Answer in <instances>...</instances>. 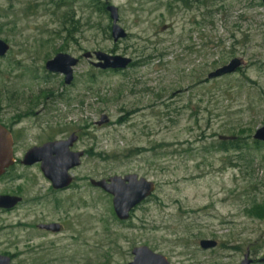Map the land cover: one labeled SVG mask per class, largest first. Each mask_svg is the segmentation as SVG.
<instances>
[{
	"label": "rangeland",
	"instance_id": "rangeland-1",
	"mask_svg": "<svg viewBox=\"0 0 264 264\" xmlns=\"http://www.w3.org/2000/svg\"><path fill=\"white\" fill-rule=\"evenodd\" d=\"M93 1L0 0V40L9 46L0 58V125L19 159L74 134V150L85 154L69 173L75 180L136 175L155 191L119 222L110 197L78 187L60 198L61 211L33 214L59 218L61 235L19 228L20 243H0V252L17 264H129L146 246L169 264H240L247 251L263 264L264 213L252 212L264 204V144L252 140L264 125L263 4L110 0L127 34L113 43L109 17ZM94 52L132 63L101 71L83 58ZM60 53L79 60L70 85L44 68ZM233 59L242 62L236 73L207 79ZM219 136L236 138L237 148L219 151ZM13 174L28 201L46 187L37 167ZM29 210L8 220L38 221ZM202 240L217 246L203 251Z\"/></svg>",
	"mask_w": 264,
	"mask_h": 264
},
{
	"label": "water",
	"instance_id": "water-1",
	"mask_svg": "<svg viewBox=\"0 0 264 264\" xmlns=\"http://www.w3.org/2000/svg\"><path fill=\"white\" fill-rule=\"evenodd\" d=\"M100 1L106 4L105 11L111 22L110 37L113 43L125 39L127 34L118 25V9L110 4V0ZM260 1L264 6V0ZM8 51L9 46L0 40V58L4 57ZM83 58L86 60L94 58V68L101 71H123L131 63V60L128 58L111 56L101 52H94L93 54L86 53L83 55ZM77 63V59L60 53L47 61L44 68L49 73L62 75L64 77V85H70L73 79L72 70L76 67ZM241 67V60L233 59L227 65L210 73L207 79H215L234 74ZM101 123H106L104 117L101 118ZM234 139V137H218V140L221 142L233 141ZM74 140L75 137L71 136L66 142L45 144L40 148H32L25 155L24 164L31 165L40 161L42 173L52 182L53 187L56 189L67 187L71 182L68 171L79 165V157L82 155L76 154L73 156L69 153L68 149ZM252 140L258 143H264V125L254 132ZM11 146L12 139L10 133L0 125V175L12 163ZM52 154H55L56 157H51ZM91 185L101 189L104 193L112 197V210L115 218L119 222L127 221L134 209L147 200L155 191L154 183L138 178L136 175H126L124 177L113 176L106 180H93ZM16 203V199L0 198V207H12ZM216 246V242L210 240H202L199 242V248L203 251L212 250ZM131 254L133 260L129 264H169L166 258L153 253L146 246L134 248ZM262 261L264 263V260ZM0 264L9 263L8 260L0 258ZM240 264H251L248 253L244 255Z\"/></svg>",
	"mask_w": 264,
	"mask_h": 264
},
{
	"label": "flooded vegetation",
	"instance_id": "flooded-vegetation-1",
	"mask_svg": "<svg viewBox=\"0 0 264 264\" xmlns=\"http://www.w3.org/2000/svg\"><path fill=\"white\" fill-rule=\"evenodd\" d=\"M103 4L106 7V4L105 3H103ZM105 7H104V9H105ZM91 59L92 58L87 59V60L90 61ZM78 62H79V60H78ZM94 63L95 62H91L92 67H94L93 66ZM131 63L129 66H131ZM2 127H4L11 135V139H12V146H11L12 163L7 168H5L3 173L0 175V186H1L0 198L4 197V198H9V199H16L17 203L15 205H13L12 207H0V243H2V244L4 243L5 245L10 246V247L17 246L20 243V240H19L18 236H15L13 234V232L15 233L16 229H19V228H25L27 230L28 229L35 230L36 232H38V237H41V238L46 237V236L56 237V236L61 235L65 230V225L59 218L56 220L41 219V217H42L41 214H36V215H33V214L35 212H37L36 210L38 208L43 210V209H46L47 207H50L53 211H61V209L63 208V205H62L63 203H62L60 198H62L66 193L76 191L77 190L76 188H78V187H85L87 191L92 192V193L102 192L103 194L110 197L111 204H112V197L110 195L104 193L101 189L91 185V182L93 181V179H90V180H88V179L87 180L76 179L75 180L72 176H70L69 173L74 168H72L68 171V175L71 178L70 184L67 187H64L61 189H56L55 187H53L52 182L50 180H48L44 176V174L42 173L40 161L35 162L31 165L24 164L25 155L32 148H40L41 146H43L45 144L66 142V141H68V139L71 136H74L75 140L73 141L72 145L69 147L68 151L73 156L76 154H82L79 157L80 163L77 166V167H79L81 164V160L84 158L85 154L82 151H75L74 150L75 145L77 143H79V136L78 135L71 134L70 136H67V137L63 136L60 138L48 139L44 142H41V143L34 145L31 148H29L25 153H23L22 157L19 159L15 156L14 135L11 133V131L8 128H6L5 126H2ZM51 157L54 158V157H56V155L52 154ZM17 166L25 168V169L37 167L39 169V171L41 172L42 176L44 177V183H45L46 187L36 189L34 191V195L32 196L31 200H29V201L26 198V192L27 191L24 189V186L19 185V182L21 181V179L18 177V175L13 174V170ZM77 167H75V168H77ZM82 182H84V184H77V183H82ZM78 191H80V190H78ZM27 203H30L32 206V210L28 211L27 216L32 215L31 217H33L35 220H37V218H38L39 219L38 221L28 223V222L24 221L25 216L21 219L16 218L15 220H12V219L8 220L9 216H12L14 214H16V216H17V211L20 208L24 207ZM3 232H4V234H3ZM4 236H5V238L2 239V237H4ZM246 253H248V256H250L248 251ZM0 258H4V259L8 260L9 264H17V263H14V259H13L12 255L0 252ZM251 264H252V261H251Z\"/></svg>",
	"mask_w": 264,
	"mask_h": 264
},
{
	"label": "trees",
	"instance_id": "trees-1",
	"mask_svg": "<svg viewBox=\"0 0 264 264\" xmlns=\"http://www.w3.org/2000/svg\"><path fill=\"white\" fill-rule=\"evenodd\" d=\"M93 2H95L97 5L100 6L101 8V12L106 14V11L104 9L105 5L100 1V0H94ZM255 145H257V142H255ZM238 146V140L235 138L233 141H225V142H221L220 144H218V149L219 151H227L230 149H234L237 148ZM258 146V145H257ZM252 212H263L264 213V204L263 206H256L255 208L252 209Z\"/></svg>",
	"mask_w": 264,
	"mask_h": 264
}]
</instances>
